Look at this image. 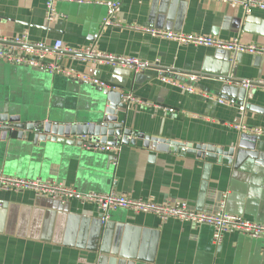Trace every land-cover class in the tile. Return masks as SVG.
I'll list each match as a JSON object with an SVG mask.
<instances>
[{"label": "crops", "instance_id": "0c3cea01", "mask_svg": "<svg viewBox=\"0 0 264 264\" xmlns=\"http://www.w3.org/2000/svg\"><path fill=\"white\" fill-rule=\"evenodd\" d=\"M84 1H59L58 18L48 23L44 0H0V36L28 33L47 44L50 61L59 58L67 69L163 106L119 110L125 129L211 152L203 158L158 152L138 139L122 146L114 165L111 154L77 145L10 140L0 147V172L65 183L83 194L114 191L157 203L187 202L199 212L222 211L264 224V137L232 127L246 123L264 128V88L242 85L264 81V57L241 54L233 64L225 50L186 47L123 27L102 28L108 9L99 3L115 0ZM116 20L120 26L138 24L264 46V11L246 15L238 6L210 0H122ZM96 34L102 53L159 65L134 74L52 49L57 40L73 48L88 46ZM160 70L178 73L177 81L186 84L190 76H198L196 92L161 82ZM69 79L0 61V102L43 109L44 120L85 124L103 115L107 98L99 87ZM218 149L234 151L232 164L219 161L213 152ZM0 264H264V240L231 232L218 246L207 225L163 223L154 214L124 209L111 212L103 223L102 213L91 204L0 192Z\"/></svg>", "mask_w": 264, "mask_h": 264}, {"label": "built area", "instance_id": "2783aa9c", "mask_svg": "<svg viewBox=\"0 0 264 264\" xmlns=\"http://www.w3.org/2000/svg\"><path fill=\"white\" fill-rule=\"evenodd\" d=\"M61 0H44L45 3V18L48 23H52L58 18L57 5ZM69 2L85 3L84 0H68ZM221 4H228L238 6L243 9L245 14H250L255 10L264 11V0H210ZM122 0H115L112 2L99 3L105 5L108 9L107 16L103 20L102 28L107 27H123L136 33L145 34L156 40H165L176 42L182 46H201L207 48H214L218 50H225L231 54V62L236 63L237 56L241 54H250L264 57V46L256 44L243 43L238 38L233 40H222L209 36L199 34H186L182 32L167 31L157 29L154 27L128 24L120 26L117 22V12L121 6ZM100 35L94 36V42L88 46L81 48H73L66 46L62 40H57L52 49L57 52L68 53L75 58L84 60H98L114 68H123L129 70L134 74H139L145 70L151 69L159 64H152L150 62L141 60L134 56H120L114 54L102 53L98 49L97 41ZM47 44L44 41H34L30 38L28 33H22L15 37L0 36V61L30 67L42 71H47L54 75H61L68 78L77 79L83 82L90 83L99 88L108 91H118L114 86H111L106 81L82 75L73 70L65 68L59 61V58L50 61L47 58ZM161 71V70H160ZM161 82L165 84L174 85L184 92L195 93V87L186 83H180L173 77H167L161 71ZM191 83L198 81V76L192 75L189 78ZM245 88L259 86L264 88V81L245 80L242 82ZM121 94L123 103L128 107L138 105L142 107L164 109L163 106L143 100L132 92L118 91ZM224 103L223 101L221 102ZM233 129L239 133H247L257 137H264V128L253 127L246 123H237L232 125ZM91 137L83 136V148L88 151H97L102 153H109L113 158V164L117 165L119 153L123 145H97L92 143ZM0 192H32L38 198H47L66 203L76 200L81 204H91L96 206L102 213V222L106 223L110 219V213L124 209L139 214H154L161 222L169 221L178 222H192L198 225H207L214 229L215 244L220 246L226 234L236 232L250 239L264 240V224H258L248 221L239 216L220 213H207L194 210L189 203H157L152 200H145L142 198H131L117 192L108 194L100 193H80L76 188L65 183H59L51 180L42 179H27L9 176L0 172ZM223 207V206H222Z\"/></svg>", "mask_w": 264, "mask_h": 264}, {"label": "water", "instance_id": "95a60500", "mask_svg": "<svg viewBox=\"0 0 264 264\" xmlns=\"http://www.w3.org/2000/svg\"><path fill=\"white\" fill-rule=\"evenodd\" d=\"M108 11V10H107ZM178 73L171 72L166 74L167 77H173L179 80ZM72 82L82 84L80 80L70 78ZM88 86L94 85L85 82ZM197 87L195 83H187ZM107 98L104 114L96 117L92 122L82 124L72 119L65 120L54 119L44 120V110L31 111L29 108L2 105L0 102V147L8 144L10 140L28 141L32 139L34 145L41 143L51 144H68L77 145L83 148L81 138L83 136L91 137L92 143L97 145H135L137 140H143L144 146L149 148L151 145L158 152L188 153L203 158L210 149L202 146H193L173 140H165L161 137H153L145 134L134 133L132 130L125 129L123 122H119V110H128L127 104L123 103L119 92L108 91L99 88ZM226 94H219L225 98ZM253 110H259L252 107ZM77 138L78 141L72 140ZM113 138V141H109ZM219 155V161L227 160L232 164L234 151L224 152L221 149L213 151Z\"/></svg>", "mask_w": 264, "mask_h": 264}]
</instances>
